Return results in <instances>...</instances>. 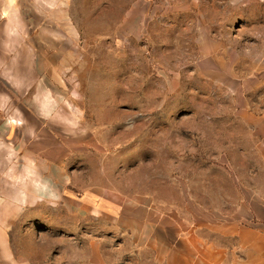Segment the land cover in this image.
I'll return each mask as SVG.
<instances>
[{
    "label": "rangeland",
    "instance_id": "1",
    "mask_svg": "<svg viewBox=\"0 0 264 264\" xmlns=\"http://www.w3.org/2000/svg\"><path fill=\"white\" fill-rule=\"evenodd\" d=\"M200 3L0 0V264H151L132 204L168 242L264 226V156L231 148L233 107L251 83L264 100V3ZM209 21L220 61L197 42Z\"/></svg>",
    "mask_w": 264,
    "mask_h": 264
},
{
    "label": "crops",
    "instance_id": "2",
    "mask_svg": "<svg viewBox=\"0 0 264 264\" xmlns=\"http://www.w3.org/2000/svg\"><path fill=\"white\" fill-rule=\"evenodd\" d=\"M214 1L216 11L230 10L238 12L247 10V0H236L235 3H230L232 5H229L226 0ZM257 1L264 3V0ZM200 2L201 0H197V5H195L197 9H200L202 4ZM210 7L208 8L210 9ZM198 20L200 23L201 18ZM244 20L247 23L246 19L239 18L240 26L244 25ZM201 26L208 30H202L201 34H197V42L207 44V48L203 47L204 53L220 61L223 55L228 54L229 51L224 48L222 52L219 51L218 49L221 47L219 45L226 44L228 41L224 40V38H217V35L211 30L214 25L210 21L208 24L202 22ZM199 28L200 24L198 26ZM242 39L246 41L245 38ZM239 85H242L241 82ZM260 86H262L260 83H251L248 89H246L247 99H243L236 107H233L235 114L232 117V123L238 124L245 135L242 137L233 136L234 140L236 139L240 142L238 141L239 143L237 144L231 142V148L235 149L237 147L264 156V100L256 102L254 96H252L253 93L261 90ZM235 89V86L232 84L231 90L236 92ZM244 92L245 89H242L241 96ZM253 196L255 197L241 200L239 203L247 205L261 202L262 198L255 195V193H253ZM89 204L92 205L93 203L90 201ZM93 205L89 209L91 207L92 209L95 208V211L92 213L97 218L101 217L114 225H120V217L116 212L110 213L111 210L103 211L98 201H95ZM132 205L134 215L131 214L128 217L131 227L126 226L123 229L129 230V235L134 241L144 240L145 244H143V248H146L153 255L151 264H264V226L260 223L253 224L251 227L239 226L238 223L233 222V219L231 223H223L222 225L208 223V227L204 231L200 229L189 230L188 235L191 233V239L185 237L186 235L183 229L176 228L173 231L175 236L174 242H168L167 238H164L168 231L165 228L143 229L137 226L139 225L138 221H151L153 214L145 213L143 215L142 210L144 209L137 207L135 204ZM250 209L247 208L248 212ZM240 210L241 214L245 211L244 208ZM251 210L253 211V208ZM203 232H206L207 239L203 238Z\"/></svg>",
    "mask_w": 264,
    "mask_h": 264
}]
</instances>
